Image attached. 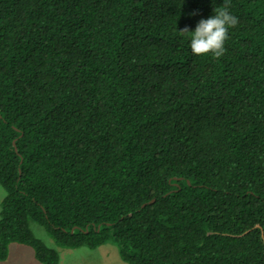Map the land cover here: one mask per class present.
Masks as SVG:
<instances>
[{
  "label": "trees",
  "instance_id": "trees-1",
  "mask_svg": "<svg viewBox=\"0 0 264 264\" xmlns=\"http://www.w3.org/2000/svg\"><path fill=\"white\" fill-rule=\"evenodd\" d=\"M0 0V262L113 245L125 264H264V0ZM196 12V15L191 13Z\"/></svg>",
  "mask_w": 264,
  "mask_h": 264
},
{
  "label": "rangeland",
  "instance_id": "rangeland-1",
  "mask_svg": "<svg viewBox=\"0 0 264 264\" xmlns=\"http://www.w3.org/2000/svg\"><path fill=\"white\" fill-rule=\"evenodd\" d=\"M4 191L0 187V201ZM31 231L45 246L58 253L59 264H125L118 256L113 245L104 244L94 250L81 247L78 249H62L56 247L45 231L35 224H30ZM0 264H39L32 255V250L23 245L10 244L8 257Z\"/></svg>",
  "mask_w": 264,
  "mask_h": 264
},
{
  "label": "clouds",
  "instance_id": "clouds-1",
  "mask_svg": "<svg viewBox=\"0 0 264 264\" xmlns=\"http://www.w3.org/2000/svg\"><path fill=\"white\" fill-rule=\"evenodd\" d=\"M230 0H224L223 6L213 9V15L201 19L195 30L187 27L179 30V34L190 38V48L193 55L207 56L219 59L226 51L225 42L229 38V29L238 23V18L229 12ZM196 12L191 15H196Z\"/></svg>",
  "mask_w": 264,
  "mask_h": 264
},
{
  "label": "crops",
  "instance_id": "crops-1",
  "mask_svg": "<svg viewBox=\"0 0 264 264\" xmlns=\"http://www.w3.org/2000/svg\"><path fill=\"white\" fill-rule=\"evenodd\" d=\"M8 252H9V248H8ZM1 263V262H0Z\"/></svg>",
  "mask_w": 264,
  "mask_h": 264
}]
</instances>
